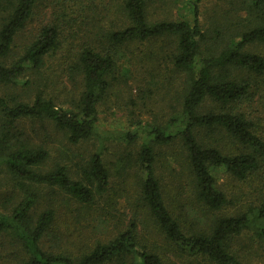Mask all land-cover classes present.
Here are the masks:
<instances>
[{"label": "rangeland", "instance_id": "374dc122", "mask_svg": "<svg viewBox=\"0 0 264 264\" xmlns=\"http://www.w3.org/2000/svg\"><path fill=\"white\" fill-rule=\"evenodd\" d=\"M195 1L147 0L148 19L152 23L190 21L191 3ZM198 3L201 27L207 35L201 54L217 55L240 39L251 0H199ZM47 25L58 27L60 49L45 58L41 72L30 71L15 84H0V93L11 104L32 103L41 93L57 108L78 112L84 91V76L76 64L78 56L85 47L101 52L113 49L108 45L107 35L130 25L123 11V0H38L33 16L17 35L11 54L4 60L6 65L14 63ZM176 46L175 38H160L112 50L115 72L111 89L98 105L97 134L89 140L73 144L65 132L47 119H22L17 123V132L23 135L21 140L49 151V159L38 171L64 166L72 179L80 180L91 158L100 154L110 173L107 192L98 195L92 205H83L57 187L29 182L23 187L6 167L1 168L0 215L10 216L30 194L36 196L31 210L33 221L45 210L55 211L52 227L40 244L45 252L79 258L97 243H108L133 228L139 246L158 255L162 264H214L203 256L184 253L168 241L142 199L141 184L146 172L138 154L146 134H140V130L144 127L168 130L171 121L179 118L183 110L188 78L170 62ZM246 51L264 56V45L248 46ZM259 81V94L239 109L264 133V77ZM215 108L214 103L207 101L203 110ZM2 125L0 120V130ZM133 132L138 134L137 139L126 140L125 135ZM199 138L225 153L242 150L224 133L202 131ZM154 151L155 174L166 206L186 235L208 233L217 218L245 213L264 204V165L263 171L246 181L236 180L222 168H213L217 188L230 201L222 212H213L197 200L182 141L176 138L168 145H154ZM254 230H246L233 240V250L242 264H264V242ZM138 259L137 256L135 260L127 259V264L138 263ZM27 260L20 240L11 232L0 231V264H24Z\"/></svg>", "mask_w": 264, "mask_h": 264}, {"label": "trees", "instance_id": "16d2710c", "mask_svg": "<svg viewBox=\"0 0 264 264\" xmlns=\"http://www.w3.org/2000/svg\"><path fill=\"white\" fill-rule=\"evenodd\" d=\"M37 2L0 0V84H15L30 71L38 74L45 66V58L61 47L58 27L47 25L14 63L7 66L4 62L12 52L17 35L33 16ZM198 2L191 3L190 21L152 23L148 19L147 0H123V11L130 25L109 33L107 42L114 49L135 42L176 39L177 46L170 62L175 70L185 73L188 78L183 110L179 118L171 121L168 130L157 127L140 130V134H146L138 154L146 172L141 184L142 199L166 239L179 246L182 252L203 256L214 264H242L233 250V240L253 228L264 242V204L257 209L249 208L245 213L217 218L208 233L186 235L180 222L168 210L155 174L154 145H168L179 138L187 153L198 202L210 211L222 212L230 201L217 188L211 170L222 168L239 181H246L263 171L264 133L239 108L254 101L260 91L259 79L264 77V56L246 51L248 46L264 45V0H251L246 25L238 41L231 42L217 55L207 56L201 54L207 35L201 27ZM113 49L101 52L85 47L80 52L76 64L84 76V91L78 112L57 108L51 99L41 93L32 103L15 104L0 93V120H3L0 173L1 168L6 167L23 187H26V182L57 187L83 205H92L98 195L107 192L110 173L100 154L91 158L80 180L72 179L64 166L40 172L38 168L49 159V151L41 145L21 140L23 135L17 132V123L22 119H47L58 130L65 132L73 144L95 136L97 108L111 89L115 72ZM235 71L244 75L236 76ZM207 101L214 103L216 108L204 111ZM202 131L224 133L235 140L242 150L229 154L207 145L199 138ZM137 137L136 132L125 135L130 142ZM35 200L36 196L30 194L10 216L0 215V231L15 235L28 255L24 264H127V259L135 260V256L139 258L138 263L131 264H162L158 255L139 246L133 228L121 232L108 243H97L79 258L45 252L40 244L52 227L55 211L45 210L33 221L31 210Z\"/></svg>", "mask_w": 264, "mask_h": 264}]
</instances>
